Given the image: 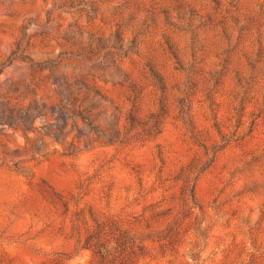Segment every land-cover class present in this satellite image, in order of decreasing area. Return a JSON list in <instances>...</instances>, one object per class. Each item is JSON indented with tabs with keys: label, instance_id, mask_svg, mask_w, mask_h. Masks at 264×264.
Listing matches in <instances>:
<instances>
[{
	"label": "rangeland",
	"instance_id": "1",
	"mask_svg": "<svg viewBox=\"0 0 264 264\" xmlns=\"http://www.w3.org/2000/svg\"><path fill=\"white\" fill-rule=\"evenodd\" d=\"M0 264H264V0H0Z\"/></svg>",
	"mask_w": 264,
	"mask_h": 264
}]
</instances>
